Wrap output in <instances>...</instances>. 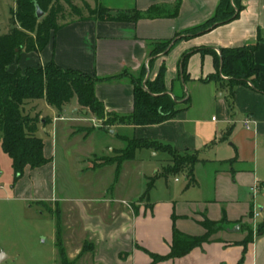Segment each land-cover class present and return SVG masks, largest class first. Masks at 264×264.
I'll list each match as a JSON object with an SVG mask.
<instances>
[{
	"label": "crops",
	"instance_id": "1",
	"mask_svg": "<svg viewBox=\"0 0 264 264\" xmlns=\"http://www.w3.org/2000/svg\"><path fill=\"white\" fill-rule=\"evenodd\" d=\"M220 1L133 0L131 7L123 9L138 11L141 15L138 19L88 18L65 24L41 56L33 57L31 65L55 60L64 68L98 77L127 72L119 79L95 85V94L106 110L119 115L130 114L134 109L132 77L145 69L146 79L154 80L164 65L166 88L183 109L161 123L112 127L133 128V138L164 140L179 153L199 158L194 165V182L181 191H174L170 185L167 188L155 185L148 198L142 199L143 186L132 193V186L119 176L116 163L90 164L89 167L99 170L115 166L113 182L106 186H79L81 194L77 196L65 193L57 200L50 192L37 199L43 204H58L60 222L62 218L64 221L62 230L76 228L83 246L89 241L88 251L94 264H264V233H257L260 223L256 222L259 215L255 211L259 205L264 213V0H241L244 8L236 19L207 32L180 38L168 52L151 55L157 41L184 35L185 31L205 23L215 14ZM257 42L254 60L262 90L249 81L236 85L231 93L225 75L222 79L225 82L205 81L217 71L215 53L219 54L221 48ZM186 53H189L186 57L189 79L184 81L181 61ZM190 85L191 89H186ZM35 102L49 106L44 99ZM77 104L76 99V114L69 117L70 122L62 129L58 122L63 116L48 115L51 122L47 125L54 126L53 138H43L44 154L49 160L57 154L60 143L69 146L73 138L87 137L78 131L89 121L84 115L78 116ZM212 112L217 116L212 115L210 121L206 117ZM246 119H250L249 126ZM47 125L40 128L47 130ZM109 147L113 154L122 149ZM138 160L140 178L155 175L154 168L151 170L154 166H145L136 156L121 166ZM29 169L27 166L24 173ZM72 216L75 222H68L67 218ZM206 218L221 223L215 236L183 256L167 257L175 230L204 235L207 229L202 221ZM71 223L76 227H71ZM250 230L255 233L253 241L245 244ZM67 240L62 238L64 244ZM80 252L66 251L70 257Z\"/></svg>",
	"mask_w": 264,
	"mask_h": 264
},
{
	"label": "trees",
	"instance_id": "2",
	"mask_svg": "<svg viewBox=\"0 0 264 264\" xmlns=\"http://www.w3.org/2000/svg\"><path fill=\"white\" fill-rule=\"evenodd\" d=\"M52 0H18L16 15L11 11L13 27L7 33H0V141L4 151L11 157L17 179L21 178L27 166L31 168L41 167L50 160L44 154L45 142L37 132L40 126L51 122L49 117H41L40 113L30 115L25 108L29 101L44 99L49 106L59 112L76 98L77 102L98 117L103 127L115 124L148 125L161 123L173 118L183 107H178V101L167 90L165 85L166 67L163 65L158 76L154 80L146 79L147 71L144 69L137 76L132 77L135 86L134 109L130 114L119 115L106 110L105 105L95 94V85L98 82H107L119 79L127 72L108 77H98L79 69L64 68L55 60H50L44 65H28L24 68L11 65L21 60L23 48L28 51L38 52L43 50L53 39L59 29L54 21L52 13L46 14V7ZM37 8H40L45 16H37ZM244 8L241 0H221L215 14L205 23L185 31L184 35L165 41H157L151 55L168 52L174 43L183 37H189L198 33H204L212 28L228 23L236 19ZM140 13L135 11L118 12L117 15H103L104 20H136ZM21 23L20 27L16 24ZM24 30H36V37L26 34ZM259 43H249L236 47H223L220 53H215L217 71L209 75L205 81L219 80L225 82L223 76H227L231 93L234 87L245 82H252L256 89L262 90L258 82L261 79L259 68L255 64L254 54ZM200 50H211L202 48ZM184 54L181 68L184 81L189 79L186 71V57ZM189 102V99L186 100ZM88 134V133H87ZM127 141V146L116 150V156L105 157L100 165L117 164L119 171L125 160L134 158L136 150L140 148H152L165 150L171 154L173 165L165 168L162 175L168 172H184L187 177V186L194 182V165L199 160L195 154H181L171 144H164L157 140L143 138H129L121 136ZM156 176V175H155ZM155 176L150 177L147 188L141 198H148L154 187ZM60 213V210H57ZM57 247L62 264H72L63 246L60 217L57 219ZM202 224L207 232L201 236H193L175 230L171 252L167 257H178L187 254L192 248L208 241L221 223L205 219ZM214 226H218L214 229ZM258 235L264 233V222L259 225ZM254 233L249 231L245 244L253 241ZM88 243L84 251H88ZM163 258V257H162Z\"/></svg>",
	"mask_w": 264,
	"mask_h": 264
},
{
	"label": "rangeland",
	"instance_id": "3",
	"mask_svg": "<svg viewBox=\"0 0 264 264\" xmlns=\"http://www.w3.org/2000/svg\"><path fill=\"white\" fill-rule=\"evenodd\" d=\"M132 2L133 0H52L46 7V14L52 13L55 23L60 28L77 20L98 19L103 15L105 17L107 15H117L120 11H128L130 15H133L135 11L123 9L131 7ZM17 3L18 0H0L1 34L9 32L13 27L11 11L13 10L16 15ZM16 27L21 29V23L17 22ZM24 31L31 37H36V30ZM42 51H28L26 47L23 48L21 60L11 65V68H24L33 64L34 55L41 56ZM189 88L191 89V85L186 87V89ZM35 103V100L29 101L25 111L32 116L38 112L41 117L63 116V119L58 122L61 129L70 122L69 117L76 114H74L76 98L72 99L71 103L67 104L62 112L52 106L44 105V102H38L37 105ZM77 108L78 116L82 117L84 115L85 119L89 121L87 125L78 129L81 134L88 133L87 137L77 136L73 138V142L69 146L60 143L57 154L53 159H50L47 166L40 168V170L31 168L32 170H26L23 176L17 179L13 161L4 151L0 141V255L3 257L0 264H62L59 248L57 247V219L58 217L61 219V214L57 213L59 206L56 202L43 204L37 202V199L43 197V194H50V192L54 194L57 200L65 193L77 196L81 194L78 191L79 186L88 184L106 186L113 182L115 166H105L99 170L98 167L91 168L89 165L99 166L103 158L116 156L117 153H111L107 147L125 148L127 141L120 136L127 134L130 138H133L135 135L134 129H117L111 125L103 127L102 121L92 112L87 113V110H83L79 103ZM212 115L217 116L216 113L212 112L206 118L211 121ZM39 131V136L41 135L44 140L54 136V126L52 124L47 125V130L40 128ZM157 141L167 143L164 140L157 139ZM91 151L100 152L99 154H105L106 156L95 155ZM135 156L140 161L143 160L145 166H154L151 167V170L154 168L153 172L156 175H153L155 176L154 186L156 185L159 188L162 185V188H167L170 185L174 191H181L186 187L187 179L184 172L175 173L170 171L162 175L165 168L174 163L169 152L140 148L136 150ZM138 163L140 164L139 160L138 162L128 161L119 170V176L123 177L125 183L132 186V193H135L141 185L143 190H146L150 177H153L140 178ZM156 170L158 171L156 172ZM20 185H23L22 189L17 190ZM40 185H42L41 188ZM158 193L163 194L160 190ZM131 196L133 197L132 194ZM255 211L259 215L256 217V222L261 224L264 222V213H262L259 205H257ZM67 220L68 222L72 220L73 223L75 217H68ZM62 222H64L63 218L59 225L60 230L63 229ZM72 223L71 227H76ZM217 227L214 226L213 228L216 229ZM75 229L62 230V238L68 239L65 244L63 243V246L67 252H75L76 249L81 252L77 255L74 253L72 257L67 256L73 262L72 264H94L91 252L85 253L81 235L78 236ZM214 236L213 233L210 238ZM88 244H90L89 241Z\"/></svg>",
	"mask_w": 264,
	"mask_h": 264
},
{
	"label": "water",
	"instance_id": "4",
	"mask_svg": "<svg viewBox=\"0 0 264 264\" xmlns=\"http://www.w3.org/2000/svg\"><path fill=\"white\" fill-rule=\"evenodd\" d=\"M44 15V12L40 9L37 8V16L41 18ZM3 259L2 255H0V260Z\"/></svg>",
	"mask_w": 264,
	"mask_h": 264
},
{
	"label": "built area",
	"instance_id": "5",
	"mask_svg": "<svg viewBox=\"0 0 264 264\" xmlns=\"http://www.w3.org/2000/svg\"><path fill=\"white\" fill-rule=\"evenodd\" d=\"M245 122H246L247 126H249L250 119H246Z\"/></svg>",
	"mask_w": 264,
	"mask_h": 264
}]
</instances>
